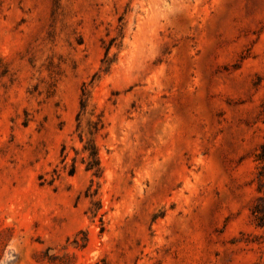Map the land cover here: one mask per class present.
<instances>
[{"label": "rangeland", "instance_id": "obj_1", "mask_svg": "<svg viewBox=\"0 0 264 264\" xmlns=\"http://www.w3.org/2000/svg\"><path fill=\"white\" fill-rule=\"evenodd\" d=\"M262 144L264 0H0V264H264Z\"/></svg>", "mask_w": 264, "mask_h": 264}, {"label": "trees", "instance_id": "obj_2", "mask_svg": "<svg viewBox=\"0 0 264 264\" xmlns=\"http://www.w3.org/2000/svg\"><path fill=\"white\" fill-rule=\"evenodd\" d=\"M83 152L86 154L85 169L91 171L94 175L99 174L100 166L96 148L93 145L84 147ZM255 161L258 163L256 181L258 197L252 204L250 213L255 227L264 229V144L259 147L255 154Z\"/></svg>", "mask_w": 264, "mask_h": 264}]
</instances>
